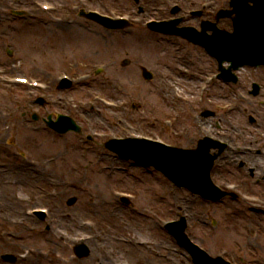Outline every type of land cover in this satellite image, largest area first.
Listing matches in <instances>:
<instances>
[{"label": "rangeland", "instance_id": "1", "mask_svg": "<svg viewBox=\"0 0 264 264\" xmlns=\"http://www.w3.org/2000/svg\"><path fill=\"white\" fill-rule=\"evenodd\" d=\"M23 1L25 2V0ZM45 1L64 4L76 2V0ZM104 3L106 5H103ZM90 4L100 8L104 7L105 11L110 8L120 12L131 10L130 0H92ZM6 10L7 8L0 4V67L8 71L6 76H0V164L2 165L0 169L19 170L22 165L26 164L31 168L35 167L37 171L41 168L43 170L45 167L48 172L44 176L35 172L34 175H38V179L30 178L23 184L9 182L7 188H4L3 181H0V230L8 231V235L6 234L4 238L0 237V252H10L18 257L15 263L0 261V264H78L85 262H89V264H120L122 260L126 264H136L138 261L129 256L132 254L138 255V257L148 255L153 264H172L169 257L163 258L169 256V251L164 246L171 248L176 244H173L171 236L166 234V231H161L158 228L156 221L151 216L141 214L143 206L161 211L164 217H169L172 216L170 208L176 207L177 209L180 204H185L184 206L193 209L192 221H196V225L198 219L201 220L200 225H205L202 218L206 217L211 220L221 217L223 224L231 227L227 229L244 228L242 222H246L247 229L244 233L249 236V230H259L257 226H260V230H264V212H256L250 206H245V209L240 210V206L237 205L234 207L237 216L227 220L229 215L219 212L222 211L221 209L214 212L212 207L210 210L208 205H204L202 202L192 203L193 198L189 192L177 188L153 168L142 169L133 166L128 172L104 170L103 166L110 162L106 159L107 157H103V161L98 162L99 151L104 149L102 146L98 147L74 132L69 133V137L56 136L57 133L52 130L48 131L45 127L42 119L47 118L53 109L63 111L60 105L38 103L36 98L29 96L23 88L8 84L12 83L10 78L16 74L25 75L28 73L41 79H49L46 78L49 75L50 78H53L54 76L50 75L66 70L70 61L99 63L114 59L119 63L113 69L90 82L89 86L92 88L97 85L92 91H88L84 85L64 91H57L54 87L55 94L63 93L66 96L76 97L74 98L75 103L78 104L85 101L90 102L89 99L102 103L95 98L96 95L127 102L128 105L125 109L118 110L116 113L118 116L126 118L130 124L133 123L136 126L135 132L143 130L163 135L162 125L159 124H163V108L167 109L170 114H174L178 108L181 110L182 107H186L185 104L184 106L177 105L176 101L172 102L169 96L166 97L167 92L163 91V74L172 71L171 69H174L177 64L181 68L184 64L192 65L193 70L208 66L202 57L200 48L196 47L197 50H191L186 44H170L163 40L164 36L157 34L159 36L157 37L138 25L126 30L125 36L108 33L105 28L99 29L97 24L78 14L71 16L74 22H72L73 25L67 27V30H57L56 27H52L54 25L49 20V15L45 13L30 15L26 19L7 23L3 22L6 20ZM37 24L46 25L50 30L33 28ZM23 28L24 30H21ZM123 40H127V42H123ZM162 40L163 42H161ZM64 44L72 46V50L76 52L67 53L65 56L77 58L64 61V63H60L63 66L54 68L52 57L44 55V53L49 54L52 48L53 53L57 50L56 55H60L64 50L62 48L65 46ZM80 45H85V47ZM177 45L190 51V56L186 61L177 59V55L181 54L176 50ZM98 46L100 50H108V52L101 58L83 59L85 52L90 53V48ZM8 50L12 51L11 56H9ZM78 51L84 54L78 53ZM124 57L129 61L126 67L124 66L125 61L121 62ZM142 65L155 73L152 80H146L142 76ZM249 70L248 73L251 75H264V69ZM127 73L131 76L130 80L126 77ZM127 81H130V86H134V93L130 92L132 87H129ZM114 83L125 84L128 86V90L125 93L117 92L114 89ZM248 95V99L252 101L244 102L243 98L239 96L241 101H236L237 110L217 112V118L221 119L224 128L230 127L231 122L240 124L237 131L238 138L241 140L252 139L258 133L257 128L249 125L248 112L253 111L258 117L264 118V107L257 105V102L264 98V90L258 97ZM229 100L234 99L229 98ZM60 103L63 104L64 101L58 102V104ZM132 104H135L134 108H132ZM99 108L104 107L100 106L96 109H91L90 106L80 107L78 111L73 112V116L81 123L85 133L92 130H124L128 132V125L116 123L112 113L114 111L106 108L99 110ZM189 112L192 111L189 110ZM34 113L39 114L40 120H33ZM187 117L189 118L190 115ZM208 121L211 123L213 119ZM35 126H39L40 129L34 130ZM217 127V125H213L210 129L213 131ZM165 137L169 138L167 134ZM169 139L175 140L176 138L173 136ZM193 140L192 134H188L183 138V143L186 144ZM258 141H262V138H258ZM243 159L240 157L238 161ZM30 160L36 162L37 165L33 167ZM241 164L245 163H240L229 169L228 172H223L228 176L227 179L236 180L239 178L246 181L249 172L256 171L255 168H242ZM262 169L264 171V166L259 170ZM10 175L12 178L14 177V180H17L14 172ZM222 177L226 176L222 175ZM37 186L42 189L40 190ZM261 187H264V182ZM115 189L138 192V200L128 207L121 206L113 201ZM53 190H57L56 196L49 197ZM14 194H28L30 198L35 199L34 203L36 204H49L52 207L53 215L44 220L34 218L21 222L18 217L21 216L22 208L26 204L19 202L22 205L11 213L5 207L10 196ZM73 196L77 197L78 201L74 205H69L68 200ZM187 198L188 202H186ZM25 199L28 201L27 198ZM183 199L185 200L182 201ZM67 213H71L69 216L73 218L67 217ZM206 214L209 216L207 217ZM13 217L16 221L11 219ZM81 218L91 219L98 226L87 230V233L94 235L92 239H96L94 247L97 252L95 251L96 253L82 262L78 258H74V262L66 263L62 257L63 255L71 256L73 249L71 245L59 240L54 231L47 227V223L52 222L56 228H63L73 234L80 232ZM71 221H75L72 226ZM194 232L200 234V230L195 228L189 231L191 235ZM107 235L108 237H106ZM130 235L149 241V246L144 247L122 241ZM99 237H103V239ZM247 238L249 242H247ZM247 238L243 241L248 244L245 245V248L251 247L261 257H264V235L252 234L250 238ZM227 239L229 243L232 242V239ZM158 243L163 244V248L157 247ZM19 253L22 254V257H19ZM159 253L162 257L157 256Z\"/></svg>", "mask_w": 264, "mask_h": 264}, {"label": "bare ground", "instance_id": "2", "mask_svg": "<svg viewBox=\"0 0 264 264\" xmlns=\"http://www.w3.org/2000/svg\"><path fill=\"white\" fill-rule=\"evenodd\" d=\"M58 27L61 28H65V26H67V23L64 24H57ZM68 27V26H67ZM19 171V173H17ZM15 173L16 175V179L14 180V177L12 178L10 173ZM37 172L41 175H47V168L44 167V169L42 170V168L40 170L37 171V169L31 168L28 165H22L21 168L19 170H3L0 169V181H3L2 185L4 188H7V183L12 182V183H21L23 184L24 181H28L30 180V178L32 179H38L37 177H39L38 175L35 176L34 173ZM1 199V198H0ZM22 200L17 196V194H14L12 196H10V200L7 201L6 204V209L8 212H15L17 209H19V207L22 205L21 202ZM36 208V207H34ZM32 219V218H31ZM71 226L72 224H75V221H71ZM65 260L68 262L73 261L72 258H65Z\"/></svg>", "mask_w": 264, "mask_h": 264}, {"label": "water", "instance_id": "3", "mask_svg": "<svg viewBox=\"0 0 264 264\" xmlns=\"http://www.w3.org/2000/svg\"><path fill=\"white\" fill-rule=\"evenodd\" d=\"M51 125H52V126H56V123H52Z\"/></svg>", "mask_w": 264, "mask_h": 264}]
</instances>
